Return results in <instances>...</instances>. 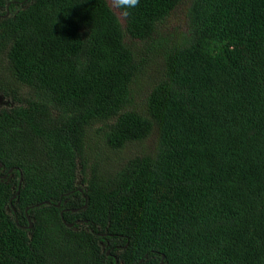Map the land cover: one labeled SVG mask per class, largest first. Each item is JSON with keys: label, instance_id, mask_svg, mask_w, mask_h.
Returning <instances> with one entry per match:
<instances>
[{"label": "trees", "instance_id": "16d2710c", "mask_svg": "<svg viewBox=\"0 0 264 264\" xmlns=\"http://www.w3.org/2000/svg\"><path fill=\"white\" fill-rule=\"evenodd\" d=\"M182 2L0 0V264H264V0Z\"/></svg>", "mask_w": 264, "mask_h": 264}, {"label": "rangeland", "instance_id": "374dc122", "mask_svg": "<svg viewBox=\"0 0 264 264\" xmlns=\"http://www.w3.org/2000/svg\"><path fill=\"white\" fill-rule=\"evenodd\" d=\"M111 7L115 10V12L121 17V13L117 8V0H108ZM191 0H183L181 5L174 11L166 20H165V32H183L187 29L186 26V18H187V8L190 5ZM123 20V18H122ZM178 34L171 35L168 34V37L176 38ZM171 37V38H172ZM134 45H137L139 47H142L143 44L140 42H133ZM5 57V55H3ZM157 63H161L160 58H154V55L151 56L150 60L147 62L146 68H144V71L137 77L134 78L133 82L131 83V96H130V102L128 103L127 107L129 106L134 107L138 110H143L145 106V99L146 96L151 89V86L153 84V81L155 79V74L158 70ZM149 64V65H148ZM126 107V108H127ZM102 124L95 125L90 132L91 141L93 144H95L100 137L97 136L98 129L101 127ZM155 144V136L149 137V139L143 141V142H133L129 143L127 147L123 150L118 152L117 154H114L113 151H111L109 148L105 147L103 150L105 154L110 155H118L119 158H128L135 152H141L145 149H150ZM113 162V161H112Z\"/></svg>", "mask_w": 264, "mask_h": 264}, {"label": "clouds", "instance_id": "9594fccd", "mask_svg": "<svg viewBox=\"0 0 264 264\" xmlns=\"http://www.w3.org/2000/svg\"><path fill=\"white\" fill-rule=\"evenodd\" d=\"M139 2L140 0H117L118 6L122 7L125 15L128 14L130 9L135 8Z\"/></svg>", "mask_w": 264, "mask_h": 264}, {"label": "water", "instance_id": "95a60500", "mask_svg": "<svg viewBox=\"0 0 264 264\" xmlns=\"http://www.w3.org/2000/svg\"><path fill=\"white\" fill-rule=\"evenodd\" d=\"M3 96L2 95H0V99L2 98ZM3 167V163L0 161V170H1V168ZM12 171V169H10V171L9 172H11ZM22 179H23V175H22V173H21V179H20V183H19V187L21 186V184H22ZM17 193H19V190L17 191ZM15 197V196H14ZM12 201V200H11ZM59 205V204H58ZM29 221H30V225H29V227H32V225H33V223H32V221L30 220V218H29ZM116 264H118V261H116ZM161 264H163V262H161Z\"/></svg>", "mask_w": 264, "mask_h": 264}, {"label": "flooded vegetation", "instance_id": "af4514ba", "mask_svg": "<svg viewBox=\"0 0 264 264\" xmlns=\"http://www.w3.org/2000/svg\"><path fill=\"white\" fill-rule=\"evenodd\" d=\"M2 15L0 14V17H1ZM11 104H10V101L9 100H6L5 98H1L0 99V108L1 107H3V106H10Z\"/></svg>", "mask_w": 264, "mask_h": 264}]
</instances>
